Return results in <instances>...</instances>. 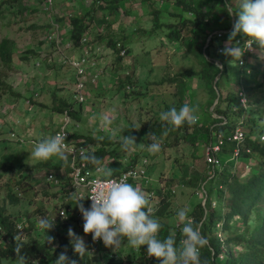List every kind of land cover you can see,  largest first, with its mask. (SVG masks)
<instances>
[{"label":"rangeland","instance_id":"374dc122","mask_svg":"<svg viewBox=\"0 0 264 264\" xmlns=\"http://www.w3.org/2000/svg\"><path fill=\"white\" fill-rule=\"evenodd\" d=\"M56 1L57 6L64 7L63 2ZM157 1L153 5L154 8L149 6L148 1L132 0V3L124 1L123 8L115 11L117 16L115 14L110 16L111 18L107 20L111 24L109 33L112 34L113 40L124 43L128 56L125 60L120 59L116 54L111 58L105 51L103 57H109L106 62L114 64L113 68L110 65L106 66L105 75L100 79L101 84L92 85V90L87 92L85 103L78 105L75 103L74 85L68 73L71 69L57 63L62 54L68 51L67 38L63 37L65 33L60 32L61 27L58 29L55 26V23L61 24L63 17L59 16L63 11L59 10L60 13H53L52 16L42 10L39 13L38 6L41 8L43 0H0L2 14L0 41L7 38L16 44L12 70L7 72L0 63V73L7 76V82L16 94L12 95L8 91L0 92V166H3L0 169V206H5L17 226L27 227L31 236L46 242L49 247L56 245V235L62 230L58 228L60 225L53 226L46 235L45 230L39 226V221L43 218H56L62 210L78 212L74 205L76 202L74 190L71 183L66 181V178H70V173L68 174L65 167L60 170L50 168V166L58 165L61 160L54 156L47 161L38 162L29 157L36 143L55 135L61 127L62 116L53 113L51 107L45 106L50 99L53 100L54 95L75 103L74 110L78 111L80 116V120L76 121L80 124V129L76 134L82 135L85 140L87 137L94 140L93 144L86 147L88 153L105 146L107 156L102 165L105 163V166L109 165V158H111L115 161V167H122L125 161H128L135 162V166H142L148 171L149 182L140 191L144 193L147 200L149 194L156 193L148 202V207L154 214L160 208L158 204L161 196L158 194L170 193L169 208L162 218L167 223L175 229H180L175 221V214L179 209H185L191 220L196 214L199 215L202 200L199 191L206 182L207 176V167L204 163V148L207 142L204 141L193 149L183 144L173 145V137L167 138V141L165 137L160 136L157 138L158 141H166L168 146H162L156 154H150L147 150L151 142L147 131L161 124L163 121L159 119L160 113L172 106L189 107L190 111L197 115L196 124L198 125H206L209 119L217 117L215 114L210 117L212 108L210 112H205L207 90L198 78L188 75L176 83L162 82L172 80L174 76L185 71L198 72L200 66L182 41L172 42L166 37L167 30L160 31L157 28L156 32L150 33L154 27L152 12L155 7L154 13L159 22H163L161 24L177 22L167 13L175 9L173 4ZM159 10L163 13L158 16L156 12ZM104 13L105 10H99L96 16L93 14L96 29L101 28L99 19L104 18ZM183 18L191 19L192 16L185 13ZM228 24V20L220 13L219 16H213L210 31L212 33L227 32ZM57 30L60 40H49L58 36ZM181 36L186 42L194 40L193 35H191L193 39L188 38L190 34L187 31ZM225 44L224 41L214 43L212 48L214 57L221 55V61L227 63L234 74H239L242 67L239 62L247 55H241L239 61H232L231 57L219 53ZM100 45L107 46V42L104 41ZM251 52L248 54L250 55L248 63L260 73L250 70L251 73L247 74L245 69L244 84L241 82L240 85L235 86L233 83L224 82L222 94L225 97L229 93L238 99L239 90H245L247 105L240 121L246 122L250 119L253 123L241 125V127L248 137L258 141L259 136L264 135V47L259 49L253 47ZM49 59L52 62L49 63ZM112 59H114L113 63ZM125 76L130 78L131 83L126 84L124 90L120 91L117 79H124ZM29 93L37 94L38 97L31 100L30 105H26ZM104 119L110 121L107 127L104 126ZM252 126L253 131L250 132ZM69 130H74L73 124ZM12 134L16 135V139L11 138ZM123 136L134 138L135 143L128 149L121 147ZM17 139H23L24 144L17 143ZM220 158L226 163L229 156L221 155ZM247 164L250 166L249 169L246 168ZM235 171V175L242 176L244 180L254 175L258 171V166L255 159L244 160ZM16 172L19 173L15 175ZM229 172L226 174L229 175ZM50 175L57 184L48 183ZM10 180H12L10 186L6 187ZM28 182L33 187L27 185ZM18 183H22L24 187H19L17 191ZM215 183L207 184L205 190L208 192ZM10 190H13L14 194L20 198L17 206L8 204L7 194ZM173 191L174 194L171 193ZM83 239L89 250L92 247L90 238ZM97 249L102 251L99 253L100 256L115 255L118 258L117 262L122 260L123 264H132L131 262L135 261L134 258L140 253V248H131L127 244L116 251L106 248L103 244H100ZM107 249L108 251H105ZM223 257L225 260V256ZM146 258L156 260L149 256ZM2 264L12 263L3 262Z\"/></svg>","mask_w":264,"mask_h":264},{"label":"trees","instance_id":"16d2710c","mask_svg":"<svg viewBox=\"0 0 264 264\" xmlns=\"http://www.w3.org/2000/svg\"><path fill=\"white\" fill-rule=\"evenodd\" d=\"M97 1L98 0H93L90 5V12H88L83 18L70 17L68 19L71 48H80L83 38H90L91 42L98 44L106 41L107 48H114L116 43L120 42L118 40H113L112 34L109 33L111 24L106 25L103 31L92 33L90 31L94 21L92 14H95L99 10L107 9L110 10L109 15L111 16L115 14L116 10L123 8L122 3L124 1L132 3V0H106L102 5H97ZM142 1L150 2L149 6L154 8L153 5H155L156 0ZM159 1L160 0L157 2ZM161 1H167V3L173 4L175 9L167 13L168 16L172 17L177 22H174V24H171V22L166 25L161 24L163 22H159L157 15L154 13L156 11L155 7L154 12H152L154 27L150 33L156 32L157 28L160 31L163 29L167 30L165 33L166 37L172 42L182 41V44L185 45L200 66L198 72L185 71L174 76L172 80L168 79L163 80L162 82L168 81L176 83L178 80H183L188 75L198 78L203 82L204 87L207 90L208 96L205 102V112H210V108L213 107L215 101L218 99L213 111L210 112V117L215 114L218 118L213 117L212 119H209V122L206 125H198L196 123L193 125L185 124L176 129H173L165 122H162L154 128H151L148 131L146 130L147 133L154 136L155 139L160 136L165 137L166 139L173 137V145L176 146L183 144L184 146L192 147L194 149L204 141L209 142L215 134H229L238 126L241 127V125L252 124L253 122L250 119L246 122L240 121L245 114L246 107H242L239 98L236 99V97L231 96L229 93L225 97L222 94L224 82L233 83L235 86L240 85L241 82L244 84V78L246 75L244 72L245 69H247V74L251 73L250 70H253L254 73L258 71L254 66L248 63V60L250 59V55L248 54H251L252 52L244 54L247 56L243 55L244 66L241 68L239 67V74H234L232 69H229L228 64L221 61L222 56L220 55L215 58L212 51L215 42H227L229 33L232 31V25L236 20L235 13L238 11L239 0ZM105 4L108 5L105 7ZM156 13L159 16L163 12L159 10ZM185 13L192 16V18L184 19L183 14ZM220 13H222L223 17L228 20L229 24L226 28L227 32H222L221 37L218 38L216 33L210 31V22L213 16H219ZM1 16L2 14L0 12V17ZM186 31L190 34V37L188 38H194L191 42H186L181 36V34ZM92 34H94L92 37H88ZM191 35L193 36L191 37ZM208 38H210L209 42ZM239 39L248 40L246 36L238 33L233 38L231 44L236 46L235 42ZM205 45L207 46L204 48ZM253 47L259 49L262 46L254 42L252 43V48ZM15 48L16 44L13 40L4 38L0 41V63L2 68L7 72L11 71L13 68V55L15 53ZM23 60H25V58H23ZM216 62L220 63L222 68H220ZM258 73H260V71H258ZM117 83L118 89L122 91L126 84H130L131 81L127 76L124 79H117ZM2 91H8L10 94L16 95L13 88L7 82V76L0 73V92ZM217 91L219 93V98ZM241 91H243L246 96L245 90H239V92ZM191 101L193 102V99ZM75 103H70L66 99L54 95L51 110L53 113L60 115L64 112H69L74 121H79V112L74 110ZM172 107H175L178 110L181 106L175 105ZM224 120H226L227 123L223 125ZM252 131L253 126L252 129H250V132ZM76 132L77 131H74L72 135L74 140H84L82 143L84 147L93 144L94 140H92L91 137H87L85 140L82 135H77ZM159 142H162V144L160 143L161 147L168 146L166 141L159 140ZM262 143L264 142H260L259 140L254 141V139L252 140L251 137L247 136L244 144L250 149L251 155L242 153L241 161L237 166H241L244 160L250 161L255 159L258 171L254 175L243 180L241 178L242 176L235 175L236 168H233V163L231 162L227 164L224 169L225 171L217 174L215 179L208 181L206 177L204 187L211 182L216 183L208 192L205 190L208 195L205 207L200 205L199 215L196 214L193 218V225L199 228L200 234L207 240L206 246L200 250L201 264H264V144L261 145ZM233 147V144H226L223 147V155L229 156ZM87 156H94L95 159L99 161L98 164L89 161V169L96 167L100 163L103 164L107 156L105 146L95 152L87 153ZM134 163L127 165L121 170L124 171L127 168L134 167ZM2 167L3 166H0V169ZM63 167H65V170L69 174V158L67 156L66 160H61L58 165L50 166V168L54 170H60ZM228 171H230L229 173L232 175H227L226 173H228ZM18 173L19 172H16L15 175ZM119 173V171L115 170V172H112L109 177H115ZM217 179L220 180L218 181ZM66 181L71 183V178H66ZM11 182L12 180L8 182L6 187H9ZM27 185L33 187L29 182ZM21 186H23L22 183L16 185L17 191ZM158 195L161 196V200L158 204L160 208L155 214L154 212L151 214L162 226L161 231L158 234L159 238L163 239L169 232H174L176 243L179 244L182 239L180 229H175L171 224L167 223L166 220L162 219L164 217V212L169 208V197L171 194L159 193ZM7 200L8 204L11 206H17L20 203V198L14 194L13 190L8 192ZM213 203L215 206H213ZM75 204L76 202L74 205ZM82 204L85 206L86 202H83ZM62 211L66 214V219L58 224L60 225L58 228L61 229L62 232L59 234L57 233L56 235V245L54 247H49L46 242H42L37 237L31 236L30 230L27 227L21 226L22 229L19 230L17 224L13 220V216L7 212L5 206H0V241H2L0 243V264L3 262L12 264L19 263L17 258L19 254L15 251L17 245L20 247L21 254L26 258L25 264H54L56 257L61 252H64L69 259L75 260L77 264H123L122 260L117 262L118 258L115 255L103 253L104 256H100L99 253L102 251L98 250L97 247L94 253L91 254L88 252L83 258L75 254L69 243L67 230L71 228L77 235L83 238H90V240L91 234L85 235L83 233V220H78L76 218V212ZM21 235H24L25 237ZM37 236H39V234ZM234 248H238L239 250L234 251ZM105 251H108V249ZM146 256V247L143 246L140 248L139 256H136L134 258L135 261L131 263L158 264L157 260H147ZM223 256H225V260H223Z\"/></svg>","mask_w":264,"mask_h":264},{"label":"clouds","instance_id":"9594fccd","mask_svg":"<svg viewBox=\"0 0 264 264\" xmlns=\"http://www.w3.org/2000/svg\"><path fill=\"white\" fill-rule=\"evenodd\" d=\"M235 15L236 20L222 54L231 57L232 61H239L242 55L240 48L231 44L238 33L246 36L251 43L255 42L264 47V0H239ZM159 119L176 129L185 124H195L198 117L189 107L181 106L178 110L172 107L162 111ZM103 123L107 127L110 121L104 119ZM148 137L151 140L147 146L148 152L158 153L161 149L159 141L151 134ZM63 141V132L46 137L33 146L29 157L38 162L47 161L54 156L62 161L66 160ZM134 143V138L123 136L121 147L128 149ZM82 159L94 164L99 163L94 156H84ZM83 199L76 197L75 206L83 220V233L91 234L93 242L99 240L113 251L124 244L131 248L146 246V255L155 258L158 264H201L200 250L206 246L207 240L200 234L199 228L193 225L185 209H179L175 214V221L180 226L182 237L177 244L174 232H169L163 239L159 238L162 226L152 216L144 193L124 180L108 182L106 187L98 190L94 198H89L91 203L88 208L81 203ZM39 226L47 235L54 226V218L41 219ZM67 237L73 252L83 258L88 253L83 237L77 235L71 228L67 230ZM15 251L19 254L17 257L19 264H25L26 258L21 254L18 245ZM54 264L77 262L61 252Z\"/></svg>","mask_w":264,"mask_h":264},{"label":"built area","instance_id":"2783aa9c","mask_svg":"<svg viewBox=\"0 0 264 264\" xmlns=\"http://www.w3.org/2000/svg\"><path fill=\"white\" fill-rule=\"evenodd\" d=\"M106 0H98L97 5L104 4ZM93 2V1H92ZM91 2V3H92ZM54 5V0H43V4L41 10L49 14L52 11ZM55 26L58 28V24L55 23ZM58 31V30H57ZM58 36H54L49 40L56 39V41L60 40V35L57 32ZM217 37L220 38L222 32L216 33ZM58 38V39H57ZM210 38L208 39L209 42ZM236 46L240 48L242 52V56L247 52H251L252 43L248 40L239 39L235 42ZM71 48L70 45L67 46ZM105 50H109L112 55H117V57L125 60L127 58V48L123 43L117 42L114 48H107L106 46H101L98 43L91 42L89 38H83L81 41L80 47V55L76 57H64V61L62 64L71 69L74 76V99L75 102L79 105H83L86 101L87 97V87L89 85H98L100 78L105 74V71L100 67L99 59L104 54ZM223 49L219 50V53H222ZM216 64L222 68L221 64L216 62ZM239 64L243 67L244 60H241ZM38 95L35 94L30 99L26 100V105H30V100L37 99ZM239 101L242 107H246L247 98L243 91L238 94ZM62 124L57 132L64 133V152L65 155L69 158V170H70V178H71V186L75 193L76 197L84 198L81 203L86 202L85 208H88L91 200L89 198H94L99 189L106 187L108 182L110 181H119L124 180L133 187L141 190L146 184H148L149 180L147 178V171L142 166H134L131 168H127L126 170L120 172L115 177H101L92 175L90 172V163L89 160L82 159V157L87 156V148L82 145L84 140H74L72 138L73 132L78 131L80 129V124L74 121L69 114V112H64L62 115ZM218 118V117H216ZM220 118V117H219ZM227 121L224 120V124ZM73 124V131L69 130V127ZM55 133V134H56ZM154 137V136H152ZM246 134L242 127H236L233 132L229 134H215L212 139L207 142L205 145V154H204V163L207 167V180L215 179L217 174L221 173L228 163H233V168H237L238 164L241 161L242 153L251 155V151L248 147L245 146L244 141L246 139ZM12 139H16V135H11ZM253 140V139H252ZM17 143L24 144V140L17 139ZM255 141V140H254ZM259 141L264 142V135L259 136ZM162 144V142H159ZM226 144H233L229 159L226 163L222 162L220 158L223 155V147ZM144 164L146 162L144 161ZM249 164H247L246 168L249 169ZM103 166H97L94 171L97 173H102ZM50 183L57 184V181H54L52 175L49 176L47 180ZM144 183V184H143ZM205 185V184H204ZM202 185L201 190L199 191V196L202 199L201 205L205 207L206 200L208 198L207 192L205 191V187ZM77 193V194H76ZM175 193L174 191L172 192ZM156 195V193L149 194L148 202L152 200V198ZM213 206L215 204L213 203ZM152 213V211H151ZM76 218L78 220H82L80 212H76ZM66 219V214L64 211H60L58 217L54 218V227H57L59 221ZM193 221V220H192ZM19 230L22 229L21 226H17ZM220 237V236H219ZM92 247L89 248V253H94L96 247L102 244L101 241L97 240L95 242L92 241Z\"/></svg>","mask_w":264,"mask_h":264},{"label":"crops","instance_id":"0c3cea01","mask_svg":"<svg viewBox=\"0 0 264 264\" xmlns=\"http://www.w3.org/2000/svg\"><path fill=\"white\" fill-rule=\"evenodd\" d=\"M93 0H60V2L62 3H64L63 4V6L64 7H61V6H57V1L56 0H54V5H53V8H52V11L49 13V16H52L51 14H53V13H60L59 12V10H62L63 12L62 13H64V14H62V13H60L61 14V16H59V17H63V20L61 21V24L59 25L58 23H56V24H58V29L61 27V30H60V32H64L65 33V35L63 36L64 38H67L66 40H67V43H66V46H68V45H70V41H69V33H70V26H69V24H68V19L71 17H80V18H83L85 15H87V13L88 12H90V10H91V8H90V5H91V2H92ZM59 3V2H58ZM43 4V3H42ZM56 5V6H55ZM42 7V6H41ZM57 7V8H56ZM55 8H56V10H55ZM37 9V8H36ZM38 9H39V13H40V10H41V8H40V6H38ZM104 10V9H103ZM75 12V13H74ZM109 12H110V10H107V9H105V13H104V18H101V19H99V24L101 23L102 25H101V28L100 29H96L95 27H94V21H93V24H92V27H91V29H90V31L92 32V33H96V32H99V31H103L104 29H105V27H106V25H108L109 24V22H107V20L109 19V18H111L110 17V15H109ZM56 13V14H57ZM96 14H97V12L94 14L95 16H96ZM93 15V14H92ZM56 21V20H55ZM107 23H106V22ZM54 22H52V24H53ZM58 33H59V31H58ZM62 34V33H61ZM94 34H92L91 36H88V37H92ZM90 39V38H89ZM106 46V45H105ZM67 49H68V51L66 52V53H64V54H62V56L57 60V63L59 62V64L60 65H63L62 64V62L64 61V57H76V56H79L80 55V48H68L67 47ZM106 51V55H109L111 58H112V56L114 57V55H112V53L109 51V50H105ZM15 52H16V48H15ZM104 55V54H103ZM103 55L100 57V59H99V64H100V67L103 69V70H105V68H106V66H108V65H110L111 66V68H113V65L114 64H109V61L108 62H106L108 59H109V57L108 58H105V57H103ZM113 60L114 59H112V63H113ZM111 61V60H110ZM35 62H37V61H35ZM48 62L50 63V62H52L51 61V59H49L48 60ZM68 73L71 75V77H69V78H71V80H72V84L74 85V76H73V73L70 71H68ZM105 75V74H104ZM103 75V76H104ZM102 76V77H103ZM101 77V78H102ZM100 78V79H101ZM99 84H101V80H100V82H99ZM92 85H89L87 88H88V90H87V92H89V91H91L92 90V87H91ZM94 86H99V85H94ZM74 92V91H73ZM33 95H35V94H31V93H29L27 96V98H30V97H32ZM58 97V96H57ZM59 98H62L61 96L59 97ZM65 99V98H64ZM53 101V100H52ZM52 101H51V99H50V102H48L47 104H45V106L46 107H52ZM205 149V148H204ZM134 162H128V161H125V163H124V165L122 166V167H115V161L113 160V159H111V158H109V162H108V164L109 165H102L101 163L99 164V165H97V166H103L104 168H103V171H102V173H97L96 171H94L95 170V168L97 167H94V168H92V169H90V172H91V174L92 175H95V176H101V174H103L101 177H109L110 176V174L112 173V172H115V170H117V171H119V172H121L122 170V168H124V167H126L127 165H130V164H133ZM111 164L113 165V166H111ZM151 169V168H150ZM150 169H149V172H150ZM148 172V171H147ZM118 175V174H117ZM116 175V176H117Z\"/></svg>","mask_w":264,"mask_h":264},{"label":"water","instance_id":"95a60500","mask_svg":"<svg viewBox=\"0 0 264 264\" xmlns=\"http://www.w3.org/2000/svg\"><path fill=\"white\" fill-rule=\"evenodd\" d=\"M206 46H207V45H206ZM216 81H217V80H216ZM217 95H218V98H219V93H218V91H217ZM217 102H218V99L215 101V103H214L212 109H214V107L216 106Z\"/></svg>","mask_w":264,"mask_h":264}]
</instances>
